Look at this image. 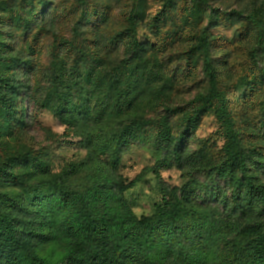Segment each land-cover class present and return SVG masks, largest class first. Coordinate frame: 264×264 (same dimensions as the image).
I'll return each mask as SVG.
<instances>
[{
    "label": "rangeland",
    "instance_id": "1",
    "mask_svg": "<svg viewBox=\"0 0 264 264\" xmlns=\"http://www.w3.org/2000/svg\"><path fill=\"white\" fill-rule=\"evenodd\" d=\"M263 7L264 0H0V73L15 79L16 114L27 110L22 125L0 111V165L8 164L26 186L0 182V203L29 209L42 256L65 257L67 244L74 243L66 233L53 235L54 226L43 225L36 205L50 195L55 180L88 195L100 217L134 224L155 217L166 202L183 203L186 187L183 204L221 232L215 253L221 261L230 243L251 245L264 231L258 210L235 211L236 195L213 173L225 142L216 103L195 114L208 90L197 49L206 32L218 87L251 155L250 174L264 187V15L261 26L247 19ZM27 18L33 21L30 34ZM129 27L143 46L138 53H131L130 37L118 35ZM56 49L63 86L70 89L62 97L47 92ZM114 74L113 92L104 101ZM65 95L71 104L62 118ZM137 120L152 123L134 132L114 160L117 138ZM165 120L171 127L168 147L158 143ZM83 253L71 264H86L79 263Z\"/></svg>",
    "mask_w": 264,
    "mask_h": 264
},
{
    "label": "trees",
    "instance_id": "2",
    "mask_svg": "<svg viewBox=\"0 0 264 264\" xmlns=\"http://www.w3.org/2000/svg\"><path fill=\"white\" fill-rule=\"evenodd\" d=\"M82 3L85 0H79ZM264 7L247 17L248 22L261 26ZM33 21L24 20V29L30 34ZM127 32L119 33L120 38H131V53H138L142 45L137 42L136 30L133 27ZM197 49L202 58V72L207 83V93L202 99L200 109L196 110L199 116L208 105L216 103V118L225 139L223 145V159L215 165L213 173L216 178L227 183L236 195L234 210H258L260 220L264 221V187L256 184L249 171L251 155L243 148L239 134L236 132L234 120L230 115L228 99L218 87L217 73L210 54L208 35L206 32L199 39ZM60 52L55 51L52 65V88L49 94L57 93L60 97L69 92L64 85L63 66H60ZM16 65L17 60L10 59ZM4 63L3 65H6ZM1 72V69H0ZM99 75L98 82L103 81ZM116 75L109 82V87L103 92V100L113 92ZM20 93L15 79L4 77L0 73V111L15 118V122L22 125L27 112L21 107L16 117ZM63 105L59 108V115L64 118L65 109L71 103L65 95ZM62 104V103H61ZM63 106V107H62ZM170 111V110H169ZM81 113L80 110H78ZM173 112V111H170ZM100 113V111H99ZM189 123L195 119L189 117ZM152 122L149 120L131 121L129 128L116 141L112 148L114 160L121 154L134 132L145 129ZM171 142V127L165 120L160 123L158 143L168 147ZM176 157L178 145L176 146ZM206 144L202 143L199 159L203 160L206 154ZM14 161V159H13ZM38 163V161H37ZM180 163V162H179ZM8 164L0 165V182L25 188L24 179L10 171ZM181 166V164H180ZM50 195L45 196L38 204L40 214L44 216L43 225L53 227V235L66 233L74 240L67 244L65 257L50 260L40 254L35 239L39 236L36 227L28 218L29 209L24 205L0 203V264H71L77 259V252L83 251L84 257L79 263L86 264H264V231L249 245L242 241L230 243L229 255L221 261L215 255L218 250V240L221 232L213 222L207 223L206 217L192 207L183 203L188 201V191L182 188V202L173 204L166 202L165 206L155 217L143 218L138 223H128L122 217L106 219L100 217L88 195L72 191L63 180H55ZM223 207L227 211L229 200L224 198ZM79 210V211H78ZM232 213V214H231ZM233 217L230 211L229 218ZM228 218V220H229ZM217 248V249H216ZM208 259V261H206Z\"/></svg>",
    "mask_w": 264,
    "mask_h": 264
}]
</instances>
